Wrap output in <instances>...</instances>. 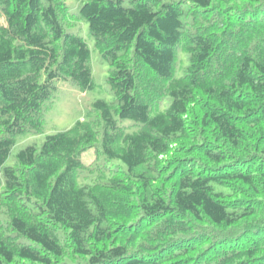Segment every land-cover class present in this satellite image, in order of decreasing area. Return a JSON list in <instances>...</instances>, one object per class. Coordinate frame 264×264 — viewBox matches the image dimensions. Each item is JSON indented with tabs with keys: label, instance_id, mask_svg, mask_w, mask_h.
I'll return each mask as SVG.
<instances>
[{
	"label": "trees",
	"instance_id": "16d2710c",
	"mask_svg": "<svg viewBox=\"0 0 264 264\" xmlns=\"http://www.w3.org/2000/svg\"><path fill=\"white\" fill-rule=\"evenodd\" d=\"M76 18L116 102L5 166L94 87ZM0 129V264H264V0H0Z\"/></svg>",
	"mask_w": 264,
	"mask_h": 264
},
{
	"label": "rangeland",
	"instance_id": "374dc122",
	"mask_svg": "<svg viewBox=\"0 0 264 264\" xmlns=\"http://www.w3.org/2000/svg\"><path fill=\"white\" fill-rule=\"evenodd\" d=\"M85 0H65V4L70 14L78 15L79 9ZM67 32L76 34L81 37L87 44L90 51V67L92 71V81L94 87L92 90L82 92L69 82H57L56 92L51 100L44 103L42 107V124L38 133H27L16 135L14 138V146L5 163V166L16 165V155L28 146H35L37 149L41 147L46 136L64 132L73 127L77 121H96L98 114L93 110L92 104L96 100H103L107 103L115 104V97L107 83L109 66L100 56L95 48L94 40L89 34L88 24L85 20L76 18L66 27ZM184 66L185 58L181 55ZM125 126H134L125 122ZM7 136L6 132L0 129V138ZM94 161V151L91 150L82 157V162L89 165ZM1 214V213H0ZM3 216V215H0ZM4 217V216H3ZM26 244L30 242L24 240ZM73 261V260H72ZM67 261L64 264H74ZM81 261H76V263ZM83 264V263H81Z\"/></svg>",
	"mask_w": 264,
	"mask_h": 264
}]
</instances>
